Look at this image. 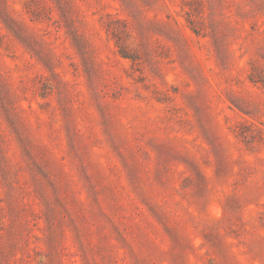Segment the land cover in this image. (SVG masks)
Here are the masks:
<instances>
[{
  "label": "rangeland",
  "instance_id": "1",
  "mask_svg": "<svg viewBox=\"0 0 264 264\" xmlns=\"http://www.w3.org/2000/svg\"><path fill=\"white\" fill-rule=\"evenodd\" d=\"M0 264H264V0H0Z\"/></svg>",
  "mask_w": 264,
  "mask_h": 264
}]
</instances>
